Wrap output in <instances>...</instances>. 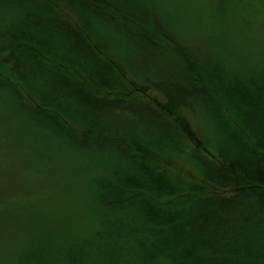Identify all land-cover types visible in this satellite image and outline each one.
Instances as JSON below:
<instances>
[{"label": "trees", "instance_id": "trees-1", "mask_svg": "<svg viewBox=\"0 0 264 264\" xmlns=\"http://www.w3.org/2000/svg\"><path fill=\"white\" fill-rule=\"evenodd\" d=\"M146 1L0 0V264H264V43L227 55L213 47L203 61L188 36L204 19ZM246 7L264 26V0ZM125 51L177 69L190 114L176 111L178 97L146 104L127 92L128 72L141 75ZM8 100L60 143L74 180L65 198L58 167L16 162L22 126ZM128 114L162 118L154 125L170 127V143L118 128ZM104 116L126 136L99 135Z\"/></svg>", "mask_w": 264, "mask_h": 264}, {"label": "rangeland", "instance_id": "rangeland-1", "mask_svg": "<svg viewBox=\"0 0 264 264\" xmlns=\"http://www.w3.org/2000/svg\"><path fill=\"white\" fill-rule=\"evenodd\" d=\"M110 1L118 4L125 0ZM216 1L217 0H147L145 4L153 10H157V12L159 13H163L165 9H168L169 11L177 12L182 16L189 17L195 15L198 20H201L203 18L204 21L201 20L202 22L197 28H195L196 32L193 33V31L190 29V31H192V34L188 36L192 39L193 43L196 44L195 47L191 46L193 48V50H191L192 53L196 51L200 59L203 61L207 58L208 53L212 50L213 47H215V51H217L219 54L227 55V53H229L230 51H239L247 44L248 46H253L256 44L261 45L264 43V26L256 23V21H261V19L257 15H245L243 13V10L247 8L246 5H260V0H224L222 2H218L219 5L217 6V12L215 10ZM230 6L233 9L230 10ZM17 9H19V7L10 8L9 10L6 9V11L2 12V14L10 15L13 14V10ZM197 14L200 15L201 18H199ZM38 16H36L39 21V26H37V28L43 30V25L45 23L47 25L49 24L47 22L48 20L41 18V15ZM181 18L186 21L185 18ZM249 21L253 23L250 28L245 25L243 26V23L247 25L251 24ZM194 25L197 26V24L195 23ZM23 26L25 28L26 24L24 23ZM97 26H100L104 31L106 30L107 33V27H104L99 23ZM46 28L47 30L51 31L49 25ZM116 37L117 36L111 37L113 42H116ZM62 49L68 51L72 48H67L62 45ZM123 56L126 60L131 62L132 67L134 69H137L138 72H140L139 75H141L140 77L133 78L132 73H129L130 71L128 72V77L127 79L125 78L127 80L126 83L128 84L127 92H139L143 99H141L142 102L146 104H149L151 101H153V98L157 103L171 104L172 102L175 103V98L178 97L176 98L177 104L181 102H183L184 104L182 103L183 105L181 107V110L176 108V111L184 117H186L187 114H190L185 110L186 102L184 100V96L181 94L182 90L178 85L179 83H181V79L176 76V74H180L177 69H175L174 72V70L167 67L163 71H159L156 65L161 61L159 60V58L154 56L150 57V59L147 60V58L149 57L141 58L132 51H125ZM124 65L127 67V70H130L129 64L124 63ZM227 74H230V65ZM142 75L150 76L151 78L150 80H145V77ZM190 99L191 97L189 96V100ZM7 103L11 106L10 108H8V116L14 117L20 122L22 126H19L18 129L16 128V139H19L22 142V146L17 148L16 151V162L19 165H23L25 163H36L39 159H46L44 160L46 161L45 164H49L53 168L58 167L61 173H59V179L57 180L56 194L61 198H65L67 196L66 191L68 190L69 186L73 185L74 180L73 178H70L68 166L65 162L67 159L59 149L60 143L56 142L52 137H49L48 133L42 127H38L33 123L27 122V119L23 118L22 115H15L12 111V109L14 108L10 100H8ZM167 116L173 119L174 125L179 127L183 125V123H179L177 113H171V115L167 114ZM127 117L130 118L132 123L126 120H122L118 123V128L143 137L144 140L142 138L141 139L152 145V147H157L159 145L165 146L170 143L169 139L172 136V134L170 133V127L161 128L160 126L156 127L154 125V123H156V125H158V123H161V121L163 120L162 118L157 120L153 118V116H151L148 117V120H150L151 123L148 122V124H144V121L142 119L137 118L133 114H128ZM171 118L169 119L171 120ZM200 121L202 122V124H204L203 119L200 118ZM104 124L105 126H101L100 131H98L99 135L112 140L116 138L121 139L123 138V136H126L123 130H121L120 132L123 136L114 134L112 131H110V122L108 121V117L106 116H104ZM202 130L204 131L203 126ZM193 133L197 135V137H195L196 147H199L200 145L202 146V139L204 138V136H202V133L197 131ZM207 133H212L211 125L208 128ZM192 143L193 145H195L194 141H192ZM72 163L74 164V162ZM53 170L55 169H52V173ZM64 170L65 174L61 175ZM186 171L190 172L189 170ZM10 176L12 182L11 184H13L15 187L20 186L19 182L17 181L19 179V176L14 172V170L10 171ZM191 176L196 178L199 175L192 174ZM46 180L52 181L51 178H48Z\"/></svg>", "mask_w": 264, "mask_h": 264}]
</instances>
